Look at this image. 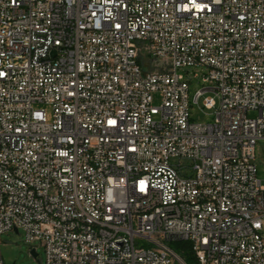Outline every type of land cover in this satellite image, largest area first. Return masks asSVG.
I'll return each instance as SVG.
<instances>
[{
    "label": "built area",
    "instance_id": "obj_1",
    "mask_svg": "<svg viewBox=\"0 0 264 264\" xmlns=\"http://www.w3.org/2000/svg\"><path fill=\"white\" fill-rule=\"evenodd\" d=\"M198 67L211 122L191 119L180 69ZM259 140L264 0H0V243L22 229L45 264H188L175 241L191 264H264Z\"/></svg>",
    "mask_w": 264,
    "mask_h": 264
},
{
    "label": "rangeland",
    "instance_id": "obj_2",
    "mask_svg": "<svg viewBox=\"0 0 264 264\" xmlns=\"http://www.w3.org/2000/svg\"><path fill=\"white\" fill-rule=\"evenodd\" d=\"M202 67L192 68L189 72L186 69H180L181 72L189 79V100H190V113L191 119L196 122H211L215 118V109L206 108L202 105L201 101L194 103V96L198 89H201L204 83L202 81L203 71ZM196 74V75H195ZM162 97L160 92L153 93V105H160ZM48 111H50L48 109ZM256 111L248 113L249 117H256ZM255 163L258 169V177L262 179L264 184V140H259L255 149ZM168 245L175 251L182 255L184 247L177 241L167 242ZM141 244L148 246L147 241ZM140 245V244H138ZM35 248L37 255L34 256L31 250ZM0 252L2 254L5 264H45V251L40 241L32 243L26 242L24 231L20 229L18 232L15 230L7 231L2 234L0 243ZM182 257V256H181ZM183 258V257H182ZM184 259V258H183ZM185 260V259H184ZM189 264V263H188Z\"/></svg>",
    "mask_w": 264,
    "mask_h": 264
},
{
    "label": "trees",
    "instance_id": "obj_3",
    "mask_svg": "<svg viewBox=\"0 0 264 264\" xmlns=\"http://www.w3.org/2000/svg\"><path fill=\"white\" fill-rule=\"evenodd\" d=\"M178 242L184 247V251L182 252V255H180L185 259L187 263H193V261H195V255L190 247V244L188 242Z\"/></svg>",
    "mask_w": 264,
    "mask_h": 264
},
{
    "label": "bare ground",
    "instance_id": "obj_4",
    "mask_svg": "<svg viewBox=\"0 0 264 264\" xmlns=\"http://www.w3.org/2000/svg\"><path fill=\"white\" fill-rule=\"evenodd\" d=\"M97 22H88V31H96Z\"/></svg>",
    "mask_w": 264,
    "mask_h": 264
},
{
    "label": "water",
    "instance_id": "obj_5",
    "mask_svg": "<svg viewBox=\"0 0 264 264\" xmlns=\"http://www.w3.org/2000/svg\"><path fill=\"white\" fill-rule=\"evenodd\" d=\"M15 231L18 232L17 229H15ZM31 253H32V255H34V256L37 255V252H36L35 248H33V249L31 250Z\"/></svg>",
    "mask_w": 264,
    "mask_h": 264
}]
</instances>
